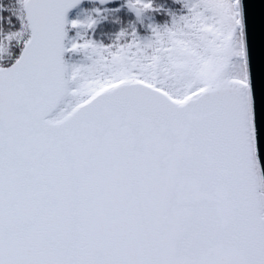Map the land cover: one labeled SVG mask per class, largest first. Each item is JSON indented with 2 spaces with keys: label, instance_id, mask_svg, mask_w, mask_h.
<instances>
[{
  "label": "snow or ice",
  "instance_id": "1",
  "mask_svg": "<svg viewBox=\"0 0 264 264\" xmlns=\"http://www.w3.org/2000/svg\"><path fill=\"white\" fill-rule=\"evenodd\" d=\"M241 0H0V264H264Z\"/></svg>",
  "mask_w": 264,
  "mask_h": 264
},
{
  "label": "water",
  "instance_id": "2",
  "mask_svg": "<svg viewBox=\"0 0 264 264\" xmlns=\"http://www.w3.org/2000/svg\"><path fill=\"white\" fill-rule=\"evenodd\" d=\"M244 35L254 100L257 147L264 170V0H241Z\"/></svg>",
  "mask_w": 264,
  "mask_h": 264
}]
</instances>
